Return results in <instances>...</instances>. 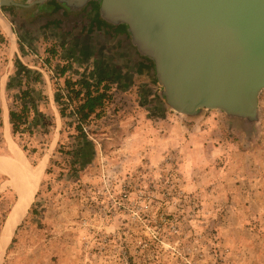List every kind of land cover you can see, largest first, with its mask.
<instances>
[{
	"label": "rangeland",
	"instance_id": "1",
	"mask_svg": "<svg viewBox=\"0 0 264 264\" xmlns=\"http://www.w3.org/2000/svg\"><path fill=\"white\" fill-rule=\"evenodd\" d=\"M98 14L89 3L70 8L57 0L0 8L14 34L11 47L0 27V264H264V89L248 125L216 109L180 114L165 103L125 28ZM64 64L80 85L99 78L111 85L106 114L79 137L55 105L60 90L52 85L62 87ZM20 65L32 71L25 79L36 132L22 142L37 149L36 163L10 129L9 138L30 165L46 161L1 243L21 179L3 121L6 86ZM42 118L46 135L38 131ZM61 128L67 155L56 150Z\"/></svg>",
	"mask_w": 264,
	"mask_h": 264
},
{
	"label": "water",
	"instance_id": "2",
	"mask_svg": "<svg viewBox=\"0 0 264 264\" xmlns=\"http://www.w3.org/2000/svg\"><path fill=\"white\" fill-rule=\"evenodd\" d=\"M43 1L0 0V7ZM57 1L70 8L95 1L105 21L123 25L138 53L151 59L172 110L216 109L246 125L256 120L264 89V0Z\"/></svg>",
	"mask_w": 264,
	"mask_h": 264
},
{
	"label": "trees",
	"instance_id": "3",
	"mask_svg": "<svg viewBox=\"0 0 264 264\" xmlns=\"http://www.w3.org/2000/svg\"><path fill=\"white\" fill-rule=\"evenodd\" d=\"M4 6H1L2 8ZM124 29L123 25H120ZM2 32L0 31V36ZM3 36V35H2ZM138 52V51H137ZM56 54V51L49 49V56L45 57L44 62L50 63ZM144 66L153 70V64L151 59L140 54ZM14 69L19 63L14 60ZM142 64V63H141ZM67 65H61L57 71V77L63 78V85L60 88L59 85H52L55 90H60L55 95V105L58 111L59 117L64 120L66 115L69 114L71 118L70 126L77 132L78 136L86 134L84 130L85 126H89L93 120L99 119L106 114V108L112 101L113 95L111 92V85L107 83L104 78L97 79L94 83L87 85H80L75 79H72L66 74ZM32 71L27 67L20 65V68L15 71L13 76L10 77L6 86V96L8 101L7 113H8V124L10 134L14 140L20 143L22 150L26 156L31 160L32 164H35V159H32V154L37 151L35 148L30 149L23 144V140L28 141L33 134L36 132L33 128L34 123L32 122L31 110L35 105V101L32 99L33 88L32 85L25 79ZM35 75L33 80L38 79V73L33 72ZM56 78V75L52 76ZM51 77V79H52ZM60 88V89H59ZM12 91V92H11ZM43 103H47V97L42 96ZM1 112V110H0ZM52 124V121H51ZM43 129H40L41 134L46 135L48 133V127L50 123L46 122L45 118H42ZM63 128L59 130V140L57 142V152L61 154H69L68 149H65L62 143ZM52 159L49 160V164L45 170V173L51 171ZM77 160L74 162V164ZM73 164V163H72Z\"/></svg>",
	"mask_w": 264,
	"mask_h": 264
},
{
	"label": "bare ground",
	"instance_id": "4",
	"mask_svg": "<svg viewBox=\"0 0 264 264\" xmlns=\"http://www.w3.org/2000/svg\"><path fill=\"white\" fill-rule=\"evenodd\" d=\"M0 27H2V29L7 33L10 39V46L13 47L14 34L12 33L9 24L5 19L0 18ZM3 109H4L3 121L5 126V134L7 136V139L12 143V141L9 138V124H8V116L6 113L7 109L5 105L3 106ZM11 145H13V147L11 148L12 160L15 163V165L19 168L21 179L18 181V183L16 182V180L14 181L19 186V187L17 186L19 197L16 200L17 202L14 208L9 213L7 222H5L1 243L8 240L11 234L10 232L17 223L19 216L21 215L22 211L26 208L28 203L31 201L34 191L43 173L45 167V161H46V158L43 157L38 162L37 165L32 166L29 164L28 160L26 159L21 149L18 146H15L14 142Z\"/></svg>",
	"mask_w": 264,
	"mask_h": 264
},
{
	"label": "flooded vegetation",
	"instance_id": "5",
	"mask_svg": "<svg viewBox=\"0 0 264 264\" xmlns=\"http://www.w3.org/2000/svg\"><path fill=\"white\" fill-rule=\"evenodd\" d=\"M89 4L91 5V8L94 9L95 12L99 13V10L97 9V5H96L95 3H93V2L91 1V2H89ZM98 15L100 16V14H98ZM100 17H101V16H100ZM101 18H102V17H101ZM101 18H100V19H101ZM101 21H102V22H106V23H108V22L105 21L104 19H101ZM108 24H109V23H108ZM111 24H112V23H110L109 25L112 26ZM117 26L119 27V25H117Z\"/></svg>",
	"mask_w": 264,
	"mask_h": 264
},
{
	"label": "crops",
	"instance_id": "6",
	"mask_svg": "<svg viewBox=\"0 0 264 264\" xmlns=\"http://www.w3.org/2000/svg\"><path fill=\"white\" fill-rule=\"evenodd\" d=\"M0 18L4 19V18L1 17V16H0ZM3 31H4V30H3ZM4 32H5V31H4ZM5 33H6V32H5ZM6 34H7V33H6ZM7 36H8V35H7ZM131 45H132V44H131ZM132 46H133V45H132ZM134 51L136 52V56H138V55H137V53H138V52H137V49H135ZM139 55H140V54H139ZM138 60L140 61V63H143V62H142L143 60H142L141 58L138 59ZM143 64H144V63H143ZM4 105H5V104H3V106H4ZM5 106H6V105H5ZM6 109H7V108H6ZM3 111H4V109H3ZM6 113H7V111H6ZM7 116H8V113H7Z\"/></svg>",
	"mask_w": 264,
	"mask_h": 264
}]
</instances>
